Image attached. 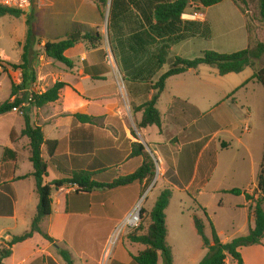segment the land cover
<instances>
[{
    "label": "crops",
    "instance_id": "1",
    "mask_svg": "<svg viewBox=\"0 0 264 264\" xmlns=\"http://www.w3.org/2000/svg\"><path fill=\"white\" fill-rule=\"evenodd\" d=\"M92 2L100 14L98 5ZM205 23L204 21L201 24L205 25ZM89 24L93 27L96 22H88L81 18L78 21L81 27ZM77 31L92 33L78 28L57 39H62ZM71 52L68 57L73 67L67 68L55 62L53 84L61 82L67 84L72 90L64 89L59 100L43 107L27 105L23 110V115L11 111L0 116V246L9 242L13 236H20L30 230L38 205L35 180L32 176L33 167L29 159L31 155L29 139L21 135L25 128L24 115L28 117L31 126L40 128L44 141L57 142L52 158L48 156L46 146L41 147V157L47 165V176L43 180L45 185L51 186L54 181L69 179L74 172L92 173L95 176L91 178V181L101 184H109L117 178L131 175L142 164L141 157L131 156V145L138 143L153 159L161 161L162 175L158 181L160 186L156 197L165 187H170L173 190L172 194L177 191L183 196L182 201L188 200L192 203L193 200H200L199 206L204 209L207 219L193 210L192 212L188 210L189 214L186 213L187 217H185L194 233L196 231L192 214L196 213L204 224L207 221L208 226L209 223L213 225L223 244L247 235L254 227V220L250 215L251 200H248L246 196L257 197L255 195L256 181L264 144L261 143L259 151H254L253 146L249 145V139L245 138L249 137L253 130L249 118L250 112L246 111V117L242 119L234 103L239 102L237 94L245 88L249 81H252L253 71L252 74L246 76L243 83V77L237 81L227 80L225 84H230L228 89L233 91H229L230 94L227 95L223 92L222 96L217 94L219 84L217 82L214 83L215 89L209 88L205 92L197 93L194 90L187 92L181 89L187 84H197L186 80L187 76L195 78L198 75L195 73L196 69L169 78L156 103L161 116V126H149L136 130V124L141 119V112L133 113L131 107L140 106L151 100L153 91L150 90V85L155 82L154 79L151 82H138L130 78L124 80L119 71L126 101L131 105L128 115L116 91L119 84L111 71L104 69L102 65L97 64L98 62H94L95 60H91L87 52L73 53V49ZM42 57L45 58L40 55L39 59ZM84 62L91 65V72H85ZM143 69L149 70L148 66ZM17 71L10 69L6 71L5 69L2 76L4 79L0 80V105L13 99L11 98V85H19L20 80L10 79L8 75L12 76L14 72L17 76ZM91 73L95 74L98 79H92ZM4 80H7V83ZM84 83H96L97 85L93 89L86 90ZM168 88L173 89V92L169 93L170 100L166 102V108L163 103L162 112L158 104L163 100L162 95L168 92ZM45 91L46 89L41 87V93ZM191 96H197L196 100ZM229 100L233 102L231 111L227 113L224 107V111L219 113L216 108ZM241 100L247 102L244 96ZM202 111L207 114V117L202 122H198L196 118L201 115ZM74 113L88 116L91 121L81 123L73 117ZM212 124L216 127L213 132L210 130ZM262 142L264 143V139ZM150 145L153 146V150ZM234 146L242 148L244 150L242 157L244 152L246 157L240 160L236 155H230L233 157V163L228 166V152L234 150ZM238 148L236 149L237 154ZM197 154L198 156L195 157ZM237 161H239L237 168H232ZM167 166L173 169L180 187L171 186L163 177ZM226 177H230L233 183L237 182L240 185L222 187L223 181L220 180ZM212 183L216 184L211 186ZM69 185L62 186L61 189L65 192H60L51 186V214L39 224L41 232L50 237L53 242L34 233L29 239L14 245L10 256L1 264H67L60 256V251L70 254L72 264H98L100 250L115 229L114 226L108 228L107 226L127 216L137 206L140 199L151 192L153 183L143 181L124 188L97 189L78 195L74 194L75 187ZM233 189H238L242 193L239 196L226 193ZM207 191L210 194L209 199ZM224 196H231L235 199L232 200V210L241 212L242 225L241 222L236 224L234 215H228L225 211ZM155 199L150 209H145L147 215ZM201 199L207 202H201ZM180 215L183 217V212ZM224 216L226 226L225 230H222ZM166 228L168 243L167 220ZM101 232L106 233L100 236ZM205 234L207 238H210L206 229ZM98 235L104 241L103 245ZM144 249L142 245L136 247V251L129 253L127 259L125 258L126 263L120 264H135L131 257L138 255ZM238 251L243 264H264V239L261 245L243 247ZM199 259L203 258L199 256L195 264L201 261ZM224 264L236 263L227 257Z\"/></svg>",
    "mask_w": 264,
    "mask_h": 264
},
{
    "label": "trees",
    "instance_id": "2",
    "mask_svg": "<svg viewBox=\"0 0 264 264\" xmlns=\"http://www.w3.org/2000/svg\"><path fill=\"white\" fill-rule=\"evenodd\" d=\"M101 12V7H108L107 15V38L110 51L115 58L117 68L121 72L124 80L127 78L138 82H151L157 73L163 70L167 64V59L172 46L194 37L199 33L204 24L197 22H183L181 16L192 5L202 8H210L218 5L224 0H92ZM235 7L245 15V7L249 0H232ZM260 22L264 24V0H256ZM22 11L1 8L0 18L6 15L18 18ZM30 25V23H27ZM99 33L73 32L62 39L47 41L42 45L41 54H31L33 46L38 45V40L31 28H28L21 63L12 66L19 70L21 79L19 85H11V101L8 100L0 105V116L12 111L13 108H20L28 100L27 91L36 82V58L43 55L46 59L60 63L67 68H72L73 63L68 54L75 45L84 41L91 45H96L99 40ZM264 56V45L256 43L249 45L246 49L232 53L220 54L213 51L202 52L201 55L192 60L175 57L169 69L161 73L156 81L150 85L153 95L150 101L133 106L132 112H141L140 122L136 128H146L149 126H161L160 112L156 108V103L165 89L166 81L188 70L197 69L199 66H207L217 72L219 76L229 74H239L247 68L253 70L252 80L262 85L264 88V66L255 69V62ZM148 66L149 70L143 69ZM85 72H91V65L84 62ZM153 68V69H152ZM147 72V73H146ZM92 79L98 77L91 73ZM151 84V83H150ZM69 88L67 84L57 82L42 94H33L29 102L30 106L43 107L59 100L61 92ZM22 110H25L23 108ZM73 117L81 122H90L91 118L79 113H74ZM25 128L21 135L29 139L30 162L33 167V178L35 180L36 192L38 195V205L35 216L32 220L30 230L20 236H13L11 240L0 246V264L10 256L14 245L24 242L32 237L34 233L40 234L49 242L53 240L39 229L40 222L51 214V186L60 188L64 184L76 185L78 188L74 194L88 193L92 190L107 189L114 190L124 188L135 183H151L155 177V165L153 158L147 153L141 144L131 145V156L142 158V164L137 171L131 175L117 178L109 184H101L91 181L95 176L89 172H74L69 179L57 180L52 185H45L43 180L47 176V165L41 157V147L46 146L47 154L50 158L57 147L56 141H44L43 134L39 127L30 125L29 119L24 115ZM57 163L56 161H53ZM58 164V163H57ZM170 184L179 186L171 166L165 167L163 176ZM226 193L239 196L242 192L238 189L227 191ZM255 194L257 198H246L251 200L250 215L254 220V227L245 236L237 237L228 243H221L218 235L211 223L210 238L205 234V224L196 213H193V225L197 235L202 241L203 248L207 250L206 255L198 264H224L227 257H230L236 264H243L239 249L243 247L261 245L264 239V151L260 164V171L257 176ZM172 192L169 188L160 191L155 199L154 205L149 212V225L141 235H129L128 240L134 244H140L145 249L132 256L135 264H157L158 257L163 260V264H173V254L171 247L167 244V228L165 211L171 200ZM199 209H201L198 206ZM203 216L207 215L202 209ZM144 211L141 209V214ZM60 256L67 264H72L69 254L60 251Z\"/></svg>",
    "mask_w": 264,
    "mask_h": 264
},
{
    "label": "rangeland",
    "instance_id": "3",
    "mask_svg": "<svg viewBox=\"0 0 264 264\" xmlns=\"http://www.w3.org/2000/svg\"><path fill=\"white\" fill-rule=\"evenodd\" d=\"M107 8L101 7V16L97 10L96 5L90 0H30V7L24 11L18 17H12L6 15L0 18V63H2L4 67V72L0 74V80L4 79L2 76L5 73V69H10L12 71H16L12 66L18 65L21 63V56L23 54V48L25 46V40L28 28H31L33 34L38 40V45L33 46L31 50V54L35 53L41 54L42 45L47 41H54L57 37L63 36L65 33L70 31H75L76 29H85L87 32H92L91 34L99 33V40L96 45H91L84 41L78 42L74 49L73 53H89L91 60H95L94 62H98L97 64L102 65L104 69L111 71L114 79L118 82L119 87L117 88V94L119 93L121 100L123 101L124 108L128 115L130 114V106L126 101V94L121 83V76L119 74V70L117 69V64L115 58L111 57L110 46L107 38ZM205 16V25L201 28L198 34L194 37L188 38L185 41L178 43L173 46V48L169 52V56L167 59V64L164 69L157 73V76L154 78V81L159 77V75L163 72H166L171 62L175 57H181L183 59L192 60L201 55L202 52L205 51H213L220 54H232L246 49L248 43L249 45H255L256 43H262L264 45V24L260 22L259 12H258V3L256 0H249L247 6L245 7V15H243L237 7H235L232 0H224L218 5L212 6L210 8L200 9ZM76 11V13H74ZM187 12H192L190 9L186 10ZM75 15V16H74ZM88 21V22H96V25L91 27L89 25H78L79 19ZM27 23H30L28 25ZM93 30V31H89ZM96 30V31H95ZM249 37V38H248ZM249 40V41H248ZM72 53V52H71ZM109 56L111 57L112 62H109ZM113 56V55H112ZM37 69H36V82L38 88L41 89H49L53 81L55 79V62L45 58H36ZM92 64V63H91ZM264 66V56L255 62V69L262 68ZM101 67V66H100ZM197 76L195 78L193 76H187V82H196L195 85L187 84L183 86L181 89H185L187 92H192L193 90L197 93L202 91H208L209 88L215 89L216 86L214 83H219L217 85L218 96H222L224 92L226 95L230 94L228 88L230 84H225L227 80L229 81H237L243 77L242 83L246 80V76L252 74V69L247 68L242 72V74H229L225 76H219L216 72L211 70L207 66H200L195 70ZM10 79H15L17 76L12 72V76L8 75ZM7 83V80H4ZM12 81V80H11ZM125 83V82H124ZM85 89L90 90L95 88L96 83L88 84L84 83ZM197 88H196V87ZM194 87V88H193ZM168 92L162 95L161 102L158 104L159 109L163 112V103L170 100V94L173 92V89L168 88ZM230 91V92H229ZM196 93V94H197ZM186 94V93H185ZM247 98L246 101H242V97ZM195 97V96H191ZM197 97V96H196ZM196 97L194 100H196ZM237 98L239 100L238 103H234L237 105L239 109V115H242V119L246 117L245 112H250V120L252 125V132L249 137L245 139H249V145L254 148V151H259L262 140L264 139V88L262 85L257 83L255 80L249 81L245 88L237 94ZM237 100V101H238ZM244 105L242 106V103ZM233 102L231 100L224 102L222 105H219L216 109L219 113H222L226 108V112L229 113L231 111V106ZM246 104V105H245ZM225 107V108H224ZM229 108V110H228ZM132 111V107H131ZM201 115L196 119L198 122H202L207 117V114L202 111ZM138 130V129H136ZM210 130L213 132L216 130L215 125H210ZM228 143V142H226ZM151 150H153V146L150 145ZM238 146H234V150H230L228 152V166L232 165L233 157L230 155H236L238 159H243L246 157L245 152L242 157V152L244 151L242 148H238L239 152L237 154L236 149ZM195 155V157H197ZM232 157V158H231ZM220 158V157H219ZM222 158V157H221ZM243 162V161H240ZM245 163V161H244ZM239 161L233 164L232 168H237ZM161 168V165H160ZM162 170V169H161ZM162 171L157 174L155 173V177L152 181L153 186L151 188V192L148 193L146 200H142L140 206L141 209L144 210V213L141 214V222L139 226L131 231H127L122 233L115 245V248L112 250V253L107 261L103 262L104 259V249L106 242L100 237L101 235H105L106 232H101L98 238H101V245L104 246L100 250L98 264H118L124 263L126 261V257L131 252H135L136 247H141V245H133L129 242V235H141L145 232L149 215L145 213V209L149 210L153 200L156 197L157 191L159 189V179L161 178ZM217 176V175H215ZM219 177V176H218ZM221 179V177H219ZM214 181V180H213ZM220 181L222 182V187H231L238 186L240 183H233L230 177H226ZM166 182V180H165ZM216 183H212L211 186H214ZM167 183L165 184V186ZM171 186H174L171 184ZM177 187H180L177 186ZM169 188L170 187H165ZM57 189V188H56ZM59 190V189H58ZM173 190L171 189V192ZM65 192V191H60ZM148 192V191H147ZM256 195V194H255ZM253 195V196H255ZM142 196V195H141ZM140 196V197H141ZM209 192L207 191V198L209 199ZM257 196V195H256ZM183 196L179 194L177 191H174L171 195V202L168 205L169 207L165 211V217L167 220L168 226V245L173 247V264H195L196 260L199 258H203L206 254V249L202 247V242L200 237L190 229L189 223L187 224V220H185L186 213L195 211L199 213V216H203L202 209H199L200 200L192 201L190 203L188 200H183ZM254 198V197H253ZM257 198V197H256ZM254 198V199H256ZM219 197L217 198V200ZM232 200L231 196H224V209L228 213V215H234L236 224L241 222L243 224V215L240 211L232 210ZM210 201V200H209ZM195 202V203H194ZM201 202H207L206 200ZM208 204V203H207ZM210 206V203H209ZM200 207V206H199ZM252 207V202H251ZM264 209V203L262 204ZM210 208V207H209ZM212 210V209H211ZM183 212L184 216L181 217L180 213ZM193 215V214H192ZM204 217V216H203ZM120 218V216L118 217ZM148 218V219H147ZM205 218V217H204ZM226 217H223L224 226L221 228L225 230L226 226ZM123 219H118L117 223H110L108 227L116 228ZM206 232L210 236V228L206 224ZM103 242V243H102ZM135 247V248H133ZM69 254V253H68ZM131 256V254H130ZM203 256V257H202ZM70 260L71 256L69 254ZM126 258V259H125ZM202 260V259H199ZM72 261V260H71ZM122 261V262H121ZM76 263L79 261L75 260ZM126 263V262H125ZM97 264V263H96ZM163 264L162 258L159 256L158 263ZM198 264V263H197Z\"/></svg>",
    "mask_w": 264,
    "mask_h": 264
},
{
    "label": "built area",
    "instance_id": "4",
    "mask_svg": "<svg viewBox=\"0 0 264 264\" xmlns=\"http://www.w3.org/2000/svg\"><path fill=\"white\" fill-rule=\"evenodd\" d=\"M0 7L1 8H7V9H13V10H18V11H24L26 9H28L30 7V0H0ZM202 9V7L198 6V5H192V7L190 8V10L192 12H185L182 14L181 19L186 20V21H193V22H200L203 23L204 22V14L202 12H200ZM111 57L113 59V56L111 54ZM111 57L109 56V62L111 63ZM4 72V67L2 65V63H0V74ZM17 79H21V73L18 70L17 71ZM20 84V82H19ZM44 93V92H43ZM28 96V100L26 102H24L20 108H13L12 111L15 113H18L19 115H23V108L27 107V105H29V102L32 99V95L33 94H42L41 93V89L37 87L36 84H33L31 89H29L27 91ZM154 161V165H155V173H156V177L157 174L162 171L160 168L161 165V161L159 159H153ZM70 187L74 186L75 189L77 190V186L76 185H69ZM57 188V190L59 189V191H64V189ZM145 197L142 198V200H144ZM142 200L140 199L139 203L137 204V206L131 210V212L125 216L123 218V220L121 221V223L114 229V231L112 232V234L110 235V237L108 238L106 245H105V249H104V259L102 260L103 262L107 261L108 258L110 257L112 250L115 248V245L120 237V235L122 233H125L127 231H131L135 228H137L141 222V202Z\"/></svg>",
    "mask_w": 264,
    "mask_h": 264
},
{
    "label": "water",
    "instance_id": "5",
    "mask_svg": "<svg viewBox=\"0 0 264 264\" xmlns=\"http://www.w3.org/2000/svg\"><path fill=\"white\" fill-rule=\"evenodd\" d=\"M108 7H109V5H108ZM107 15H108V8H107V14H106V19H107Z\"/></svg>",
    "mask_w": 264,
    "mask_h": 264
}]
</instances>
